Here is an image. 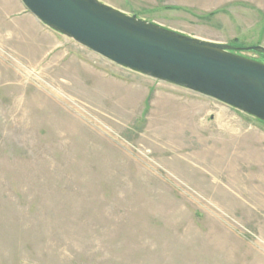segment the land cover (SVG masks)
Wrapping results in <instances>:
<instances>
[{"label": "rangeland", "instance_id": "374dc122", "mask_svg": "<svg viewBox=\"0 0 264 264\" xmlns=\"http://www.w3.org/2000/svg\"><path fill=\"white\" fill-rule=\"evenodd\" d=\"M99 1L264 63V0ZM0 264H264V123L0 0Z\"/></svg>", "mask_w": 264, "mask_h": 264}, {"label": "water", "instance_id": "95a60500", "mask_svg": "<svg viewBox=\"0 0 264 264\" xmlns=\"http://www.w3.org/2000/svg\"><path fill=\"white\" fill-rule=\"evenodd\" d=\"M48 29L110 63L210 98L264 123V63L236 47L190 37L99 0H19ZM245 51L264 55V48Z\"/></svg>", "mask_w": 264, "mask_h": 264}, {"label": "crops", "instance_id": "0c3cea01", "mask_svg": "<svg viewBox=\"0 0 264 264\" xmlns=\"http://www.w3.org/2000/svg\"><path fill=\"white\" fill-rule=\"evenodd\" d=\"M9 2H10L11 7L16 6V7L21 8L22 6L19 0H9Z\"/></svg>", "mask_w": 264, "mask_h": 264}]
</instances>
